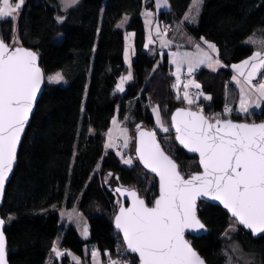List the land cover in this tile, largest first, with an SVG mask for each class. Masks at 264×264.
<instances>
[{"label": "trees", "instance_id": "16d2710c", "mask_svg": "<svg viewBox=\"0 0 264 264\" xmlns=\"http://www.w3.org/2000/svg\"><path fill=\"white\" fill-rule=\"evenodd\" d=\"M191 1L168 0L171 9L159 12L160 23L180 22ZM144 7L152 9V0H78L66 10L61 9L59 0H24L15 20L0 19L4 42L10 45L16 37L19 46L37 53L46 75L59 71L66 80L64 85L45 83L5 190L0 214L5 221L9 264H75L66 254H50L60 228L59 211L74 205L88 221L89 237L79 238L75 227L69 225L62 235L63 248L83 255L85 245L93 244L106 262L119 259L138 264L114 229L119 206L114 188L135 189L151 205L158 194V182L134 157V140L128 147L133 146L135 162L130 166L122 164L115 151H105L106 131L117 108L133 138L139 127L154 129L179 171L188 176L200 170L198 159L177 143L171 113L188 106L208 118L211 113L220 115L232 76L230 66L256 49L264 51V0H202L196 23L183 26L195 39L212 42L223 65L216 70L203 66L194 72L201 106L186 105L173 87L176 78L167 57L157 61L158 56L143 50ZM125 14L128 23L124 30L117 23ZM127 30L135 33L133 79L119 91L117 82L126 70ZM58 34L61 39L56 41ZM250 36L255 43H246ZM150 104L158 106L166 132L155 127ZM230 117L264 120V105ZM197 214L207 232L187 238L207 264H227L226 242L231 239L254 257L249 264H264V234L256 237L238 223L229 231L234 218L220 206L204 201L199 202Z\"/></svg>", "mask_w": 264, "mask_h": 264}, {"label": "snow or ice", "instance_id": "6c2138e0", "mask_svg": "<svg viewBox=\"0 0 264 264\" xmlns=\"http://www.w3.org/2000/svg\"><path fill=\"white\" fill-rule=\"evenodd\" d=\"M63 2L67 7L77 0ZM23 3L24 0H18L12 7L9 0H3L0 19L14 17ZM163 3L166 5L167 0H163ZM201 3L202 0H193L197 10ZM249 42L255 43L253 40ZM205 43L212 51H216L214 44ZM196 47L199 49L200 45ZM36 60L35 53L22 47L10 50V46L0 40V193L15 163L20 136L40 87L42 74ZM206 61L211 67V57L207 53L197 63ZM182 62L173 61L178 65L177 84L173 87H179V64ZM250 64L252 71L245 77L249 85L256 70L264 66V53L256 51L249 59L232 66L240 75H244L243 69ZM192 70V61H189V72ZM131 78V72L122 77L121 83L117 85L118 90L123 91L124 81ZM48 79L59 82L63 77L57 73ZM190 83L200 88L199 84ZM184 87L187 89L189 85L185 84ZM254 89L259 98H264V83L254 86ZM184 98L189 104L193 103L187 92ZM255 106L259 107V103ZM249 107L248 101L242 96L239 110L248 113ZM153 111L160 123L159 108ZM225 111L231 112L232 109L226 107ZM172 119L180 143L199 153L203 172L184 179L177 165L156 143L154 133L141 131L139 157L146 167L158 173L160 194L154 206L147 207L144 200L137 197L135 190H126L133 198L132 206H121L115 218L116 227L123 232L127 249L138 253L141 264H205L184 239L185 229H204L195 216V200L198 196H212L230 210L238 223L251 229L254 234L264 232V123H233L231 120L217 119L213 124L202 114L185 109H177ZM124 146L127 147V142ZM106 147H115V144L108 143ZM124 163L131 164L132 161L128 159ZM116 191L120 192L121 189ZM3 224L4 221L0 220V226ZM84 234L87 235V228ZM5 244V236L0 230V264H6ZM53 251L57 256L63 255L55 247ZM97 255L96 251L92 252L93 257ZM112 264L120 262L112 261Z\"/></svg>", "mask_w": 264, "mask_h": 264}, {"label": "rangeland", "instance_id": "374dc122", "mask_svg": "<svg viewBox=\"0 0 264 264\" xmlns=\"http://www.w3.org/2000/svg\"><path fill=\"white\" fill-rule=\"evenodd\" d=\"M17 2H18V0H9V4L12 7H15V4ZM59 3L61 6V9H63V10H66L70 7V6L66 7L63 0H59ZM154 3L156 5H159V6L163 4V2L161 0H154ZM201 4L199 5L198 10H197V8L195 6H193V0H192L187 11H185V13L182 15L180 22L175 21V22H173V24H169V25H165L163 23H156V25L154 26V34L153 35H152L151 30L153 28V23L155 22V20H154L152 10L146 9L144 7L142 9V16H141L142 20H143V25H144V37H145L143 50L145 52H147L150 56H155L158 53L157 54V56H158L157 61H162L164 56H166V54H167L169 64L172 65L173 74L176 78L175 85L177 84V75L176 74H177L178 65L176 63H173V61L174 60L183 61L182 63L179 64V73L178 74H179L180 80H179V87L178 88L176 87V89L179 90L180 95L183 97H184L185 92H187L189 98H191L193 100V103L189 104L188 101L184 98V103L186 105H198L199 107L201 106L200 105L201 102H199V95H195L194 89H196V87H194L193 83H190V82H194V84H198V83L193 79L194 76L192 75V77H191L190 75L193 74L194 72H196L202 66H207L210 69H217V67L219 66V63L218 64L215 63V61H217V59H216V57H214V55H216V53H217V48H216V51H212L208 47V44L205 43V41H207V40L201 39L204 46L200 45V48L197 49L196 45L198 43L197 42L195 43V40L189 35V33L185 30V28L183 26V23H185V24H195L196 23L197 17H198L200 8H201ZM0 7H3V0H0ZM19 11H20V9H19ZM19 11L17 14H14V17H11V18H13L15 20L18 17ZM161 11H164V10H158V14ZM158 14H157V17H158ZM57 17H61V16L58 14ZM127 23H128V15L125 14L121 18V20L117 23V26L122 25V26H118V27L125 29L127 26ZM157 25H158V28L155 30ZM169 27H171L172 30H168ZM181 32L185 33V38H183V40H181L179 38V36L181 35ZM15 38L16 37H14L10 42V46H12V47H18L19 46V43H18L17 39H15ZM60 39H61V34H58L55 37V40L59 41ZM249 40L255 41V39L251 36L246 39V43L252 44L249 42ZM193 42H194V47L192 49H188L189 48L188 46L191 45ZM207 42L213 44L210 41H207ZM184 47H186V48H184ZM124 49H125L124 65L126 67V70L123 73V75L121 76V78L126 77L129 74V72H131L132 78L130 80L124 81L123 89H125L126 85L133 79L132 59H131L130 54L132 51V52H134V55H135V33H134V31H131V30L125 31ZM256 51H260V49H256L255 52ZM205 53H207L208 56L211 57V63H212L211 67L208 66L209 62H207V61L203 64L197 63L198 59L204 58ZM251 56L244 59V61L249 59ZM189 61H192V69L193 70L191 71V73L189 72ZM242 62H240L239 64H241ZM263 69H264V66L259 67L256 70L255 74L253 75L252 79L256 80L258 78L257 76L259 75L260 71L261 70L263 71ZM243 70H246L247 73L249 74V72L252 71L251 64L248 67L244 68ZM57 73L60 74L59 71H55V72H52V73L46 75L45 76L46 81L51 82V81H49L48 78L56 75ZM121 78L117 82L118 84L121 83ZM52 83H59V84L64 85V84H66V80L63 78L59 82H52ZM185 84L189 85V87L187 89H185V87H184ZM192 93L195 96H193ZM226 106H227V104L224 105L222 110H225ZM228 106H230L231 109L233 108L232 105H228ZM149 108H150V111L153 115V118H154V121L156 124L155 127L158 128L159 132H166L165 129H168V128L165 125H163V123L161 121V115H160V123H158L156 112L153 111L154 109L158 108V106L154 105V104H150ZM118 110L119 109L117 108L114 116L111 119L110 126H109L108 130L106 131V136H105V141H104V149H105V151H108V150L115 151V153L117 154L121 163L124 165L130 166L135 162H134V158L131 155V152L133 154V146L131 148H128V147L130 146L131 139L134 140V138H133V136H131L129 134V130H128L126 123L125 122L123 123V121L119 118ZM159 113H160V111H159ZM209 115H210V118H212V119L214 118V116H216L215 118H223V119L228 117V113L226 111H223L220 115H215L212 113ZM124 118H125L124 121H127V117H124ZM114 119L116 121L115 124H113ZM137 124L140 125V122H137ZM125 142H127V147L124 146ZM108 143H114L115 146L116 145L119 146V150H116L115 147H111V148L106 147V145ZM126 150H128V151H126ZM128 159H131V161H132L131 164H125L124 163V161L128 160ZM116 201L119 204L120 200L117 199ZM59 223H60V228L58 230L57 235L55 236V238L53 240V246H52V249L50 251V254L53 257H60L61 256V255L57 256L55 254V252L53 251V248L55 247L57 250H59L61 253H63V255H65V253H67L68 257L75 264H112V262H108V261L106 262L102 259V255H101L100 250L93 244L85 245L83 255H79L71 249L66 250L65 248H63L61 246V240H62V235L64 233V229L67 228L69 225H73L75 227L79 238L85 239V238L89 237L88 221L76 205L71 206V207L63 206L60 209V211H59ZM236 224H237V221L234 219V221L231 222L228 230L229 231L234 230V228L236 227ZM85 228H87V235L84 234ZM231 240L226 242V245H227V248H226L227 264H249L252 261L254 262L255 259L251 254L245 252L236 241H233V240L231 241ZM93 251H96L98 253V255L96 257L92 256ZM114 261H119L120 264H126L125 262H122L119 259H115Z\"/></svg>", "mask_w": 264, "mask_h": 264}, {"label": "water", "instance_id": "95a60500", "mask_svg": "<svg viewBox=\"0 0 264 264\" xmlns=\"http://www.w3.org/2000/svg\"><path fill=\"white\" fill-rule=\"evenodd\" d=\"M0 40H2V39L0 38ZM3 42H4V41H3ZM4 43H6V42H4ZM6 44H7V43H6ZM9 46H10V45H9ZM18 47H22V48H24V49H26V50H29V51H31V52H33V53L36 54V56H37L36 64H37V66L39 67V69H40V71H41L42 78H41V82H40V87H39V89L37 90V93H36V99H35V101H34L32 111H31V113L29 114L28 121H27V123H26L25 126H24V131H23V133H22L21 136H20V141H19V144H18V146H17V150H16V160H15V163L13 164L12 170H11V172L8 174V176H7L6 180H5L4 188H3V192L0 193V207H1L2 204H3V199H4V194H5V190H6L7 184H8V182L10 181V179H11L13 173H14L15 167H16V165H17V156H18L19 148H20V146H21L22 139H23V137H24V135H25V132H26V130H27V128H28L30 122H31V118H32V116H33V114H34V111H35V108H36L37 102H38L39 98H40L41 95H42V92H43V90H44V86H45V82H46V79H45L46 74H45V72H44L42 66L40 65V59H39V56L37 55V53H36L33 49L28 48V47H25V46H18ZM12 48H15V47L10 46V50H11ZM177 109H185V110H187V111L197 112V113L202 114V115L205 116L206 118H208V117H207V116H206L201 110L193 109V108L188 107V106H184V107L176 108V109H174L173 112L171 113V126H172V129H173L174 133H175V138H176L177 143H178L179 146L182 147V148H183L188 154H190V155H195V156L197 157V159H198V164H199L200 170H199V171H196V172H193L192 174H190V175H188V176H184V175L179 171V168H178V166H177V170L180 172L181 176H183L184 179H189L192 175L202 173V172H203V166H202L201 163H200V155H199V153H198V152H194V151L189 150V148L185 147V146H184L183 144H181L180 141L177 139V136H178L179 134H178L177 131H176L175 122H174L173 119H172V117L175 115ZM217 119H220V120H231L233 123H248V124H252V123H255V124L264 123V120H261V121H258V122H247V121H237V120H233V119H230V118H224V119H223V118H214V119H212V120H211L210 118H208L209 122H210V123H213V124L215 123V121H216ZM141 131H143V132H145V133H154L155 141H156V143L160 146V149L164 152L165 155H167V156H168V157H169V158H170V159H171V160L177 165V163L175 162V160H174V159H173V158H172V157H171V156H170V155L164 150V148L162 147V145H161V143L159 142V139H158V137H157V133L155 132L154 129H149V128H147V127H139V128L136 130L135 135H134V157H135L136 160L139 162V164H141V165L145 168V170H147L150 174H152V175L157 179V182H158V194H157V196L154 198L152 204H151V205H148V204L146 203V201H145L142 197L139 196L138 192H137L135 189L115 186L114 189H115V192L117 193V195H118L120 201H119V206H118V208H117V210H116V213H115V215H114V218H113V225H114V229H115V231H116L117 233L120 234V236H121V238H122V241H123V244H124V246H125L126 251H127L128 253L133 254V255H135V256L137 257V259H138V264H141L140 259H139V255H138V253L131 252L130 250L127 249V244H126V242H125V240H124L123 232H122L120 229H118V228L116 227V221H115V218H116V216L119 214V211H120L121 206H123V207H125V208H128V207H131V206H132V199H133V198H132L130 195H128V191H126V190H135V192H136V194H137V197L140 198V199H143L144 202H145V205H146L147 207H153V206H154V202H155V200L158 199L159 194H160V178H159L158 173L153 172L150 168L146 167V166L144 165L143 161H141V160H140V157H139L138 148H139V146H140V132H141ZM118 188L121 189L120 192L116 191V189H118ZM200 201H204V202H207V203H209V204H213V205L220 206L221 208H223V209L226 210V212L228 213V215H229L230 217L234 218V217L232 216L230 210L227 209V208L223 205V203H221L220 201L214 199L212 196H198V197L196 198V200H195V216H196V218H197L201 223H202V221L200 220V218H199V216H198V214H197V212H198V205H199V202H200ZM234 219H235V218H234ZM0 220H3V221H4V219H3L2 216H1V214H0ZM235 220H236V219H235ZM237 223H238V222H237ZM202 224H203V223H202ZM203 225H204V224H203ZM238 225L241 226V227H243V228L246 229L247 231H250V232H251L254 236H256V237L264 234V232H259V233H255V234H254L253 231H252L251 229L246 228L245 226L241 225L240 223H238ZM0 230L3 231V234H4V236H5V241H6V244H5V258H6V264H9V262H8V252H7V238H6V234H5V221H4V224H3L2 226H0ZM206 232H207V229H206L205 225H204V229H199V230H197V229H185V230H184V239H185L186 241L189 242V244H190V246L192 247V249H193V250H194V251H195V252H196V253H197V254H198L203 260H204V258H203V257L197 252V250L192 246V244H191V242L189 241V239L187 238V236L200 237V236H203L204 234H206ZM204 261H205V260H204ZM205 264H207V263L205 262Z\"/></svg>", "mask_w": 264, "mask_h": 264}, {"label": "crops", "instance_id": "0c3cea01", "mask_svg": "<svg viewBox=\"0 0 264 264\" xmlns=\"http://www.w3.org/2000/svg\"><path fill=\"white\" fill-rule=\"evenodd\" d=\"M161 1L163 2V0H161ZM146 9H148V8H146ZM169 9H171V7H170V4H169L168 0H167L166 5L163 3L160 6L156 5L154 3V0H152V9L150 8V10H152L153 16H154V20H155V22L153 23V28L151 30L152 31V35L154 34V26L156 25V23H160V21H159V19L157 17L158 10H169ZM141 15H142V13H141ZM157 28H158V25L155 28V30ZM122 29H124V28H122ZM191 37L195 40V43L197 42L199 45L204 46V44L201 41V38L195 39L193 36H191ZM179 38L181 40H183V38H185V33L181 32V35L179 36ZM191 46H192V48L194 47V42L191 44ZM184 48H186V47H184ZM192 48H188V49H192ZM260 51H261V53H264L263 50H260ZM217 53H216V55H214V57H216V59L219 61V66L217 67V68H219L223 64L219 60ZM124 54H125V49H124ZM157 54L155 56H157ZM130 56H131V59L133 61L134 56H135L134 52L131 51ZM166 57H167V54H166ZM123 58L125 59V56H123ZM167 60H168V57H167ZM242 61H244V60H242ZM242 61H240V62H242ZM240 62L234 63L233 65H238ZM231 66H230V70H231L232 76L230 78V85L228 86V89H227V92H226V96H227L226 97V104L232 105L233 108H234V113L235 114H241V115H246L248 113H251L252 111L260 109L264 105V98H259V94L255 91L254 86H259V84H261V83L254 84V85L253 84L249 85L247 83L246 79H245V77L248 76L247 71L243 70L244 75H240V73L235 68H233ZM205 67H207V66H205ZM213 70H216V69H213ZM261 72H262V70L260 71V73ZM260 73H259V75L257 77L260 76ZM233 77H236V79H233ZM253 80L254 79H252V81ZM242 96L248 101V103L250 105L248 113H244V112H241L239 110L240 109V100H241ZM257 103H259V107L255 106ZM65 254L67 255V253H65Z\"/></svg>", "mask_w": 264, "mask_h": 264}, {"label": "bare ground", "instance_id": "6f19581e", "mask_svg": "<svg viewBox=\"0 0 264 264\" xmlns=\"http://www.w3.org/2000/svg\"><path fill=\"white\" fill-rule=\"evenodd\" d=\"M141 13H142V11H141ZM142 16V15H141ZM168 30H171V27H169V29ZM263 72H264V69H263V71H262V73H261V75L256 79V80H253L252 81V84L254 85V84H259V83H262V82H259V79L261 78V76H262V74H263ZM188 75V74H187ZM192 75L194 76V73L193 74H191L190 76L192 77ZM258 81V82H257ZM47 82V81H46ZM45 82V83H46ZM255 82V83H254ZM196 89H198V88H196ZM196 89H194V91L196 90ZM199 91H200V89H198ZM200 94H201V91H200V93H199V97H200ZM192 95H193V93H192ZM193 96H195V95H193ZM227 105H230V104H227ZM232 114H235L234 113V108H232V111H231V113L228 115V117L227 118H230V119H232L230 116L232 115ZM234 120V119H233ZM238 121V120H237ZM248 122V121H247ZM116 147H117V145L115 146V149H116ZM119 147V146H118ZM117 150V149H116ZM119 150V149H118ZM126 151H128V150H126ZM19 152V151H18ZM126 154V153H125ZM17 159H18V156H17Z\"/></svg>", "mask_w": 264, "mask_h": 264}, {"label": "built area", "instance_id": "2783aa9c", "mask_svg": "<svg viewBox=\"0 0 264 264\" xmlns=\"http://www.w3.org/2000/svg\"><path fill=\"white\" fill-rule=\"evenodd\" d=\"M257 82H258V81H257ZM259 82L264 83V72H263L261 78L259 79ZM254 83H255V82H254ZM199 93H200V91H199L198 89H196V90H195V95H199ZM226 107L229 108V109H231L230 106H228V105H227ZM225 109H226V108H225ZM223 111H225V110H223ZM227 113H228V115H229L231 112H227ZM116 149L118 150L119 147L117 146Z\"/></svg>", "mask_w": 264, "mask_h": 264}]
</instances>
